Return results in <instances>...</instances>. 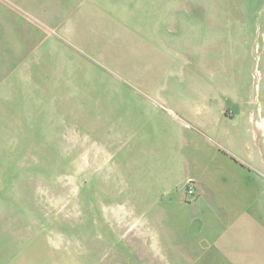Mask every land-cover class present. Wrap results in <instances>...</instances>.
<instances>
[{"label": "rangeland", "instance_id": "rangeland-1", "mask_svg": "<svg viewBox=\"0 0 264 264\" xmlns=\"http://www.w3.org/2000/svg\"><path fill=\"white\" fill-rule=\"evenodd\" d=\"M52 1L0 0V264H264V0H109L122 38L171 37L136 54L76 45L54 9L94 5ZM132 66L212 83L211 120L148 123Z\"/></svg>", "mask_w": 264, "mask_h": 264}, {"label": "crops", "instance_id": "crops-1", "mask_svg": "<svg viewBox=\"0 0 264 264\" xmlns=\"http://www.w3.org/2000/svg\"><path fill=\"white\" fill-rule=\"evenodd\" d=\"M40 1V0H39ZM54 1V0H53ZM52 1V2H53ZM59 6H72L75 11L82 12L84 10L85 3H92L94 5L93 9L90 10L89 13L83 14L75 17L74 14H67L65 16L64 13L59 11L58 9H54V14L57 16V20H55L52 25L60 26H70L68 28V35L70 36V40L75 41V44L79 46L82 44L85 48H91L92 46H96L99 50L106 53L109 51H116L115 45L122 42V47H124V42L127 40L130 42V48H132L133 36L136 34L142 35L145 41L149 42H162L163 47L171 50V47H166L164 40H171V37L165 36L163 34L162 38H156L157 35L154 32H145L141 31L138 23L134 27L135 30L131 28L130 36L128 39L119 34V30H117L114 26L111 28L105 27V24L109 25H119L124 19V11L118 7V4L112 5V13L117 15V17H108V9H105V6H108L109 0H56ZM115 1V0H114ZM51 2V3H52ZM55 2V1H54ZM50 3V4H51ZM35 6H31L30 8H35L36 12L39 14L41 12V17H38L42 21L46 23H50L49 20L45 17L42 9H52L47 5H43L42 7L38 6L33 2ZM91 24V26H88ZM57 27V26H56ZM130 29V26H128ZM58 28V27H57ZM160 35V34H159ZM83 40V43L80 41ZM137 44L141 45L137 42ZM113 47V48H112ZM133 54H136V51L133 49ZM144 50L140 49L137 53H139V57L149 55L148 53L144 54ZM109 53V52H108ZM119 53L116 51L115 54ZM103 55V54H101ZM105 54V58L107 59ZM104 59V58H103ZM116 61L121 62L122 60L116 56ZM108 60V59H107ZM150 64V63H149ZM151 63L150 65H152ZM154 66V64H153ZM133 67V66H132ZM134 74L132 75V85L138 91L136 100L139 105L143 108L139 113L148 120V123H152L154 125H168L163 124L164 122H168L171 125V128L178 131L184 130L183 121L187 122H195L200 119V115L202 118H207V120H211V108L207 106L210 98L221 96L218 88L214 86L209 81H192V82H184V81H172L169 78L165 79L158 86H154L153 81H148L146 85L140 83V77L137 76L136 70L133 67ZM210 104V103H209ZM164 106V108L160 107ZM264 123V122H263ZM198 125V124H197ZM151 126V124H150ZM264 126V125H263ZM201 129V127H200ZM193 131V132H192ZM188 134L192 136V140L194 142L200 141L197 137V132L195 129H190L187 131ZM194 134V135H193ZM187 146V145H186ZM187 150V148H186ZM177 153V151H176ZM185 158L192 159L196 157L195 152L189 151L185 152ZM183 152H180L177 157L184 158ZM176 157V156H174ZM175 159V158H174ZM178 159V158H176ZM185 159V160H187ZM180 161V160H179ZM189 180L193 182L195 185V189L198 192L196 195L199 196L198 188L196 187L197 181L194 176H187L185 183L188 185ZM188 197V195L186 194ZM194 199V198H193ZM196 199V198H195ZM189 200V197H188Z\"/></svg>", "mask_w": 264, "mask_h": 264}, {"label": "built area", "instance_id": "built-area-1", "mask_svg": "<svg viewBox=\"0 0 264 264\" xmlns=\"http://www.w3.org/2000/svg\"><path fill=\"white\" fill-rule=\"evenodd\" d=\"M187 195L191 197H194L196 195L195 185L191 180H189L187 185Z\"/></svg>", "mask_w": 264, "mask_h": 264}]
</instances>
